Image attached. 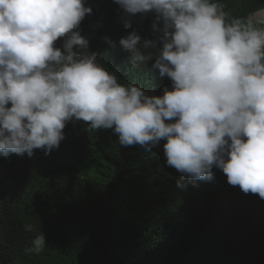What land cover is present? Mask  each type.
<instances>
[{"label": "clouds", "instance_id": "clouds-1", "mask_svg": "<svg viewBox=\"0 0 264 264\" xmlns=\"http://www.w3.org/2000/svg\"><path fill=\"white\" fill-rule=\"evenodd\" d=\"M114 2L126 29L136 14H155V40L133 30L119 45L133 67L155 57L171 90L150 96L97 64L79 30L92 13L85 0H0V154L47 155L65 139L66 122L84 121L112 129L121 146L149 150L165 140L179 189L212 181L215 166L229 185L264 199V27L255 26L264 16L227 22L213 0ZM45 247L42 234L26 251Z\"/></svg>", "mask_w": 264, "mask_h": 264}, {"label": "trees", "instance_id": "trees-1", "mask_svg": "<svg viewBox=\"0 0 264 264\" xmlns=\"http://www.w3.org/2000/svg\"><path fill=\"white\" fill-rule=\"evenodd\" d=\"M213 2L227 22L264 10V0ZM85 6L92 13L79 30L97 64L150 96L171 90L170 78L153 67L155 57L136 68L119 45L133 30L155 40L154 13L136 14L126 29L114 0ZM63 132L47 155L0 154V264H264V199L229 185L222 170L214 166L212 181L182 190L176 187L182 174L166 166L165 140L149 150L121 146L112 129L75 120ZM42 234L44 250L27 252Z\"/></svg>", "mask_w": 264, "mask_h": 264}, {"label": "water", "instance_id": "water-1", "mask_svg": "<svg viewBox=\"0 0 264 264\" xmlns=\"http://www.w3.org/2000/svg\"><path fill=\"white\" fill-rule=\"evenodd\" d=\"M259 14H260L261 16H264V10L259 11Z\"/></svg>", "mask_w": 264, "mask_h": 264}, {"label": "bare ground", "instance_id": "bare-ground-1", "mask_svg": "<svg viewBox=\"0 0 264 264\" xmlns=\"http://www.w3.org/2000/svg\"><path fill=\"white\" fill-rule=\"evenodd\" d=\"M257 16H261V15L259 14V15H257Z\"/></svg>", "mask_w": 264, "mask_h": 264}, {"label": "rangeland", "instance_id": "rangeland-1", "mask_svg": "<svg viewBox=\"0 0 264 264\" xmlns=\"http://www.w3.org/2000/svg\"><path fill=\"white\" fill-rule=\"evenodd\" d=\"M252 16H254V15H252Z\"/></svg>", "mask_w": 264, "mask_h": 264}]
</instances>
